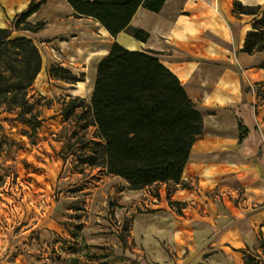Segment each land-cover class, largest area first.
<instances>
[{"label":"crops","instance_id":"0c3cea01","mask_svg":"<svg viewBox=\"0 0 264 264\" xmlns=\"http://www.w3.org/2000/svg\"><path fill=\"white\" fill-rule=\"evenodd\" d=\"M32 1L0 0V28L7 29ZM235 1L166 0L159 13L140 8L131 25L148 34L146 43L125 32L112 37L95 20L76 18L65 0H46L27 20L33 25L45 23L27 38L47 50L52 40L66 34L67 27L68 32H75V39L85 42L82 50L94 46L98 31L109 44L104 56L115 43L131 51L156 52L202 114L203 134L194 143L181 183L172 193L168 194L166 184H161L159 198L148 195V187L129 190L127 182L104 171L108 180L126 187L120 193L125 204L145 194L153 220L167 219L163 227L180 257L177 264H244L245 253L257 248L264 237V100L255 92L256 85L264 82V53L243 50L254 20L264 11V0H237L244 7L260 8L257 15L237 13ZM23 32L29 31H19ZM122 40H129L128 46ZM42 61L48 94L37 90L52 96L48 59L42 55ZM75 85L76 89L65 91L68 98L79 96ZM240 135L245 136L242 142ZM170 203L179 206L178 215ZM140 240L148 260L161 255L159 251L149 254L147 237Z\"/></svg>","mask_w":264,"mask_h":264},{"label":"rangeland","instance_id":"374dc122","mask_svg":"<svg viewBox=\"0 0 264 264\" xmlns=\"http://www.w3.org/2000/svg\"><path fill=\"white\" fill-rule=\"evenodd\" d=\"M7 29L13 30L14 37H33L11 28V22ZM64 32L59 40L51 41L49 50L37 43L48 59V69L65 64L61 67L80 80L75 83L79 96L68 98L65 91L76 88L58 79L50 82L54 94L43 96L37 90L48 94L41 71L29 92L42 120L37 132L19 121L17 113L0 108V264H67L72 258L82 264H177L180 257L163 227L167 219L153 220L145 194L125 204L122 182L108 180L103 167L78 162L83 146L98 140V135L93 126L81 129L85 123L82 109L67 117V105L78 98L88 107L97 67L109 44L96 31L94 46L82 50L85 42L75 39V32H68L67 27ZM128 41L121 43L128 46ZM176 188L173 183L166 187L168 194ZM161 189L162 185H156L145 191L159 198ZM169 205L178 215V207ZM73 232L77 239L72 238ZM140 237H147L150 255L156 251L161 255L148 260ZM251 252L264 264L261 244ZM164 255L170 259L161 258Z\"/></svg>","mask_w":264,"mask_h":264},{"label":"trees","instance_id":"16d2710c","mask_svg":"<svg viewBox=\"0 0 264 264\" xmlns=\"http://www.w3.org/2000/svg\"><path fill=\"white\" fill-rule=\"evenodd\" d=\"M65 1L74 10L76 18L95 20L112 37L125 32L143 43L149 36L132 27V19L140 8L159 13L166 2ZM45 3L46 0H33L11 22V28L39 32L45 23L33 25L27 20ZM234 7L239 14L257 15L260 11L258 7H244L237 0ZM243 50L248 54L264 53V11L254 20V29L248 33ZM42 64L41 52L32 39L14 37L12 29L0 28V108L3 112L17 113L19 121L34 133L40 129L42 120L36 109L37 103L30 101L29 92L42 71ZM48 75L51 79L70 81L71 84L80 81L61 66H52ZM255 92L264 100V82L256 85ZM78 108L84 114L81 119L85 123L81 129L93 126L98 135V140L83 146L78 162L91 168L103 167L108 175L127 182L131 190L170 183L179 185L192 147L204 131L202 114L190 100L180 80L162 64L158 54L150 50L131 51L117 43L99 62L88 107L83 100L72 99L67 105V117ZM244 138L240 135V142ZM170 204L177 206L180 212L178 205ZM71 236L78 238L76 232ZM260 244L264 251V239ZM67 264L82 263L72 258ZM244 264L262 263L257 260V255L248 250Z\"/></svg>","mask_w":264,"mask_h":264}]
</instances>
